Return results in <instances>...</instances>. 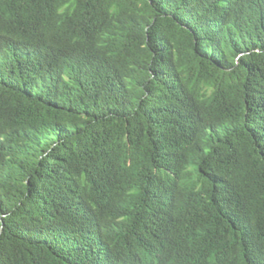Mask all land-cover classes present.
<instances>
[{
	"label": "trees",
	"instance_id": "trees-1",
	"mask_svg": "<svg viewBox=\"0 0 264 264\" xmlns=\"http://www.w3.org/2000/svg\"><path fill=\"white\" fill-rule=\"evenodd\" d=\"M0 264H264V0H0Z\"/></svg>",
	"mask_w": 264,
	"mask_h": 264
}]
</instances>
